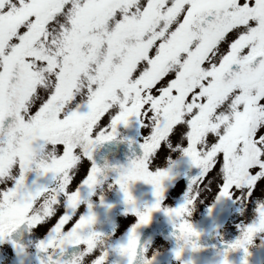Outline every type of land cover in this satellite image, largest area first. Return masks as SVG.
I'll return each mask as SVG.
<instances>
[{
  "label": "snow or ice",
  "instance_id": "6c2138e0",
  "mask_svg": "<svg viewBox=\"0 0 264 264\" xmlns=\"http://www.w3.org/2000/svg\"><path fill=\"white\" fill-rule=\"evenodd\" d=\"M57 21L62 23L50 38ZM45 74L51 75L50 88ZM82 80L87 87L80 100ZM42 88L43 98L32 103ZM141 117L151 121L140 144L143 155L118 170L115 181L136 217L130 244L161 210L180 233L177 240L198 239L200 233L182 217L200 195V184L215 188V200L264 194V0H0V155L19 130L29 133L27 156L8 169H15L13 183L0 184V211L5 200L28 195L26 174L40 144L54 143L56 158L35 163L37 175L61 167L67 172L61 195L39 212L36 201L25 203L26 211L0 227V240L21 225L44 228L48 238L37 245L43 251L57 234L72 235L95 223L91 204L87 215L73 214L78 186L82 182L91 194L102 172L92 153L115 138L119 125L127 126L130 118L141 123ZM57 125L79 129L58 139L46 135ZM173 138L200 171L187 188L178 186L183 202L162 209L165 181L173 175L157 161ZM135 181L153 189L154 202L143 211L129 191ZM257 221L264 227V212H257ZM257 221L238 226L242 235L226 246L220 264H230L228 252L237 248L244 253L241 264H248L246 245ZM129 246L114 251L124 254ZM192 250H198L194 242ZM182 251L175 249L174 257ZM96 255L93 250L88 258Z\"/></svg>",
  "mask_w": 264,
  "mask_h": 264
},
{
  "label": "rangeland",
  "instance_id": "374dc122",
  "mask_svg": "<svg viewBox=\"0 0 264 264\" xmlns=\"http://www.w3.org/2000/svg\"><path fill=\"white\" fill-rule=\"evenodd\" d=\"M60 23L62 21H57L50 29V38L57 33ZM49 50H52L50 46ZM37 68H39V65H37ZM44 80L45 84L50 88L52 83L51 75L45 74ZM86 87V81L82 80L77 91V96L81 98L80 100H83L86 95ZM34 100L35 95L32 98V103ZM150 124L151 121L146 117H141V123H138L135 118H130L127 126L119 125L117 127L115 138H132L142 143L145 136V127L150 126ZM59 126L50 128L47 131L52 135L58 129H67L70 132L72 130L74 133H77L79 129V125ZM33 132L31 134L35 135ZM18 133V135L12 137L3 154L0 155V177H2L0 178V184H11L13 183V178L16 176L14 168L11 172L8 171L13 165L11 157L19 156L21 158L26 154V148L23 147L21 138H18L20 134L22 136L25 135L21 131ZM200 151H204L203 146H201ZM55 158L56 147L54 143H50V145L43 143L37 149L34 160L35 163H39L51 161ZM35 163L33 164V171L26 174L25 182L28 195L26 197L22 195L18 199L16 197L7 199L2 205V209L4 210L6 209V205H12L11 203L18 204L17 209H14L15 212L10 213L9 216H5V218L8 217L11 224L22 211H26L24 204L28 201H36L35 210L38 211L44 204L50 206L51 202L61 195L58 190L61 184L64 183V177L67 175L64 168L61 167L55 174L49 173L38 176L35 170ZM157 163L161 168H170L173 175L172 180L165 181V198L162 201V209L165 207L175 208L183 202L184 198V193L179 190L178 186L183 185L185 188L188 186L183 182V173L192 165L188 158L183 155L182 145L175 138L165 142L164 151H162L161 158ZM33 181L36 183L33 184ZM52 188L55 190L52 191ZM78 190L80 192V203L73 210V214L77 217L87 215L89 213L88 205L91 204V212L95 214V223L91 224V226L85 224L72 235L57 234L53 243L49 244L48 247L57 248L62 242L66 244L78 243L82 247L81 255L77 260L78 264L119 263L126 251L131 249L132 244H130L128 233L133 224L136 223V217L128 209L116 204V185L112 181L95 184L91 194H89V189L83 186L82 182L78 186ZM198 191L200 195L194 198L193 202L188 205V212L182 219L191 223L195 230H203L215 225L217 228V238L224 242H234L242 235V230L240 231L238 226L246 227L251 225L253 221H257V212H264V194L259 192L253 200H249L246 197L242 198L241 195H233L230 198L215 200L213 196L216 190L210 184L198 185ZM153 202L146 205L150 206ZM144 206L142 205L138 208L143 211ZM28 207H32V205L29 203ZM209 208L212 209L211 213H209ZM3 213L0 216H4ZM175 222L180 223V220H175ZM168 223H171L170 219L164 214L163 210L154 211L151 214V219L147 224L151 225L155 232L150 241L145 245L144 253L148 260L152 261L155 257L169 256L168 243L159 235V230ZM30 233L31 247L22 249V251L9 244L6 238L2 240L3 242H0V264H37L33 258L32 250L35 244H39L42 240L48 238V233L44 228H40L39 230L31 229ZM58 241L60 242L58 243ZM119 244L130 246L126 248L124 254H120L114 251ZM246 247L250 250H264V227L259 226L258 221L257 230L253 234L251 243L247 244ZM93 250H95L97 255L89 259L88 254ZM260 264H264V254Z\"/></svg>",
  "mask_w": 264,
  "mask_h": 264
},
{
  "label": "water",
  "instance_id": "95a60500",
  "mask_svg": "<svg viewBox=\"0 0 264 264\" xmlns=\"http://www.w3.org/2000/svg\"><path fill=\"white\" fill-rule=\"evenodd\" d=\"M143 155L140 144L130 141V140H111L103 142L95 147L92 153V162L102 170L98 175L97 181L104 180L106 178H111L114 182L118 178V170L127 168L130 162ZM199 173L198 168H193L190 172L186 173L184 176V183L189 184V180L192 177L197 176ZM129 191L136 200V205L140 206L143 203L154 200L152 195L153 189L149 184L143 181H135L130 183ZM116 198L119 204L129 207L124 202L123 193L121 192L119 185H117ZM20 229L24 230V238H26L25 225H21L17 228L11 235L10 238L13 239L14 233ZM27 232V230H26ZM152 233V228L150 226H143L138 233V242L133 245V251L128 264H145V260L142 254V248L148 238ZM160 235L166 239L172 246L173 254L174 250L182 248L183 251L180 256L181 264H220L223 258V253L226 246L230 243H225L216 240L215 229H209L200 232L198 239L191 238L187 242L183 239L177 240V236L180 235L178 231L174 232L173 224H167L160 230ZM198 245V250H192V243ZM249 255L247 256L248 264H258L262 255L263 250H248ZM79 254V246H71L63 249L54 256H49L42 251H38L36 256L40 262L43 264H49L51 261H58L59 257L62 255L66 256L67 261L73 260ZM243 250L237 248L236 250H230L228 252V260L230 264H241L243 259ZM164 261H160L157 264H162Z\"/></svg>",
  "mask_w": 264,
  "mask_h": 264
},
{
  "label": "flooded vegetation",
  "instance_id": "af4514ba",
  "mask_svg": "<svg viewBox=\"0 0 264 264\" xmlns=\"http://www.w3.org/2000/svg\"><path fill=\"white\" fill-rule=\"evenodd\" d=\"M47 89L46 88H42V89H39L38 91H37V93H36V95H35V100L33 101V103H36V102H38L39 100H41L42 98H43V93L46 91ZM79 99H81V98H79ZM25 115H27V114H25ZM57 126H59V125H57ZM60 127V126H59ZM21 131V133H23L25 136H22V134H20L19 136H18V138H21V143H22V145H23V147H27V137H28V135H29V133H26L24 130H19V132ZM35 135H38L39 134V132L38 131H34L33 132ZM19 133H17L16 135H18ZM31 135H33V134H31ZM46 135H48L49 137H51V138H56V137H58V138H60V137H62V136H64L65 135V131H63V129H58V131L57 132H55L54 134H52L51 135V133L49 132V131H47L46 132ZM14 137V136H13ZM49 145H50V143H48ZM41 147V144L38 146V148H40ZM27 156V152H26V154L24 155V157H26ZM19 158V156H12L11 157V163L12 164H15V162L17 161V159ZM190 169V168H189ZM107 181H110V180H107ZM107 181H105V182H107ZM52 191H54L55 189L54 188H52L51 189ZM12 205H6L5 207H6V209H4V210H2V211H0V215L2 214V212H4L3 214H4V216H0V218H2V219H0V227H6V226H8V221L9 222H11L9 219H8V217L7 218H5V216H9V214L10 213H13V212H15L14 211V209L16 208L17 209V205L18 204H15V203H11ZM2 208H3V206H2ZM40 210H38L37 212H39ZM31 229L32 228H28V243H27V245L25 246L26 248H30L31 247V242H30V240H31ZM6 240L9 242V244H11L12 246H15V244L14 243H12L9 239H8V237H6ZM0 242H3L2 240H0ZM60 241H58V243H59ZM5 244H6V242H5ZM37 245L38 244H35L34 245V248H33V258H34V260L36 261V263L37 264H40L37 260H36V256H35V252L37 251V250H39L38 249V247H37ZM65 245H66V243L65 242H62V244L60 245V246H58L57 248H52V246H50V247H46L45 248V250L44 251H46L48 254H54V253H56L57 251H59L61 248H63V247H65ZM17 248V247H16ZM50 248V249H49ZM169 248V250H170V254H169V256H161V257H155L153 260H155V259H158V258H165V259H167V263L166 264H180V261L178 260V259H176V258H174V255H173V253H172V250H171V248L170 247H168ZM25 249V248H24ZM130 253H131V250H128V251H126V253H125V255L121 258V260L119 261V263H117V264H126L127 263V261H128V259H129V257H130ZM80 255H81V253H80ZM79 255V256H80ZM79 256H78V258H79ZM78 258L75 260V261H71V262H66V261H64V259L65 258H63L62 260H60L59 261V263H53V264H78L77 263V260H78ZM151 261V262H149V263H153V262H155V261ZM64 261V262H63Z\"/></svg>",
  "mask_w": 264,
  "mask_h": 264
}]
</instances>
